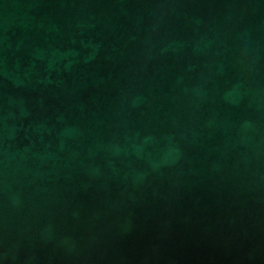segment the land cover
Instances as JSON below:
<instances>
[{
  "label": "water",
  "instance_id": "water-1",
  "mask_svg": "<svg viewBox=\"0 0 264 264\" xmlns=\"http://www.w3.org/2000/svg\"><path fill=\"white\" fill-rule=\"evenodd\" d=\"M0 264H264V0H0Z\"/></svg>",
  "mask_w": 264,
  "mask_h": 264
}]
</instances>
